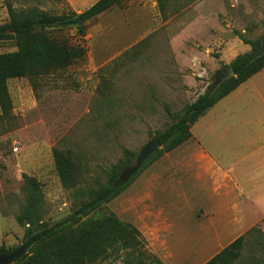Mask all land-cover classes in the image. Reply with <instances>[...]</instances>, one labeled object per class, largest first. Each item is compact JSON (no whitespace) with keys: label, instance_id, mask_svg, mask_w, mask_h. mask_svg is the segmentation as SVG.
Segmentation results:
<instances>
[{"label":"rangeland","instance_id":"374dc122","mask_svg":"<svg viewBox=\"0 0 264 264\" xmlns=\"http://www.w3.org/2000/svg\"><path fill=\"white\" fill-rule=\"evenodd\" d=\"M95 1L0 0V24L8 19L7 3L78 14ZM50 33L82 46L84 54L6 83L11 112L6 121L0 118V245L9 252L28 230L69 215L112 173L133 165L142 146L212 84L217 69L250 49L243 39L259 38L264 46V0H120ZM15 49L13 40H0V53ZM189 144L149 160L95 210L134 226L142 255L125 249L94 264H203L217 251V245L210 249L204 220L190 217L198 193ZM54 149L74 164V186L61 183ZM32 194V222L21 226L16 218ZM243 236L232 264H264V228Z\"/></svg>","mask_w":264,"mask_h":264},{"label":"trees","instance_id":"16d2710c","mask_svg":"<svg viewBox=\"0 0 264 264\" xmlns=\"http://www.w3.org/2000/svg\"><path fill=\"white\" fill-rule=\"evenodd\" d=\"M60 1V0H56ZM120 0H96L88 8L76 13L51 14L37 8L16 9L6 4L8 19L0 24V40H13L16 49L0 53V118L10 117L11 102L6 83L11 78L24 77L48 68L63 67L84 54L82 46L68 43L65 39L51 34V29L59 23L77 17L84 22L108 10ZM83 35V26L77 29ZM243 41L250 49L236 55L227 65L234 70L231 76L218 85L213 84L186 104L177 118L155 134L161 147L156 149L126 181H117L125 168L111 174L109 181L90 191L69 215L51 224H45L35 230H28L22 239L27 253L13 264H94L104 260L113 252L131 249L142 255V242L138 230L129 223L121 221L114 213H99L103 204L120 194L132 180V177L148 163L162 153L168 152L187 140L190 125L205 110L227 95L240 83L264 66V46L261 39ZM54 168L65 187L76 184V169L69 155L61 150L53 151ZM127 167V166H126ZM32 182L33 180L29 178ZM32 202L24 212L17 216L19 225L32 222ZM244 236L240 235L224 246L203 264H232L242 249ZM10 249L0 245V254Z\"/></svg>","mask_w":264,"mask_h":264},{"label":"crops","instance_id":"0c3cea01","mask_svg":"<svg viewBox=\"0 0 264 264\" xmlns=\"http://www.w3.org/2000/svg\"><path fill=\"white\" fill-rule=\"evenodd\" d=\"M190 133L184 142L192 143L188 165L200 195L194 192L190 217L204 220L217 253L253 227L264 228V66L205 110Z\"/></svg>","mask_w":264,"mask_h":264},{"label":"water","instance_id":"95a60500","mask_svg":"<svg viewBox=\"0 0 264 264\" xmlns=\"http://www.w3.org/2000/svg\"><path fill=\"white\" fill-rule=\"evenodd\" d=\"M234 76V70L231 66L225 68H219L213 73V86L218 85L223 80ZM160 141L156 136H152L142 148L139 150L135 162L133 165L125 167L118 175L117 181H126L132 176L140 167V165L155 152L156 149L160 148ZM24 253H26V247L21 244L15 250L8 253L0 254V264H12L16 262Z\"/></svg>","mask_w":264,"mask_h":264}]
</instances>
